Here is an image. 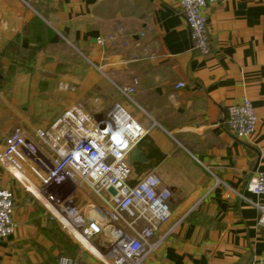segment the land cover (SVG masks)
Here are the masks:
<instances>
[{"label": "crops", "instance_id": "obj_1", "mask_svg": "<svg viewBox=\"0 0 264 264\" xmlns=\"http://www.w3.org/2000/svg\"><path fill=\"white\" fill-rule=\"evenodd\" d=\"M207 25L211 51L201 56L179 0H0V151L13 131L47 129L75 104L99 120L116 103L154 125L127 183L155 175L170 217L142 264H251L264 254V195L246 189L264 172V0H219ZM243 98L257 123L237 139L226 109ZM0 189L13 193L16 223L0 239V264H101L49 221L15 172L0 167Z\"/></svg>", "mask_w": 264, "mask_h": 264}, {"label": "built area", "instance_id": "obj_2", "mask_svg": "<svg viewBox=\"0 0 264 264\" xmlns=\"http://www.w3.org/2000/svg\"><path fill=\"white\" fill-rule=\"evenodd\" d=\"M219 0H179L189 29L191 50L201 56L211 51L207 9ZM115 41L111 37L108 42ZM99 46L107 42L97 39ZM182 83L176 85L181 88ZM128 99L131 87L118 88ZM257 117L252 102L243 98L226 109L227 131L237 139L251 136ZM154 127L144 128L119 104L99 119H92L81 104L65 111L47 129L13 131L0 151V167L20 176V183L74 241L85 240L98 253L101 264H142L161 246L158 228L170 217L167 192H159V179L150 174L129 186V153ZM31 187L34 189H31ZM264 195V172L246 187ZM260 223H264V207ZM14 197L0 189V239L14 235ZM56 264H74L62 256ZM251 264H264V254Z\"/></svg>", "mask_w": 264, "mask_h": 264}, {"label": "water", "instance_id": "obj_3", "mask_svg": "<svg viewBox=\"0 0 264 264\" xmlns=\"http://www.w3.org/2000/svg\"><path fill=\"white\" fill-rule=\"evenodd\" d=\"M143 155L139 153V151L134 147L129 153V160L132 161H142Z\"/></svg>", "mask_w": 264, "mask_h": 264}, {"label": "rangeland", "instance_id": "obj_4", "mask_svg": "<svg viewBox=\"0 0 264 264\" xmlns=\"http://www.w3.org/2000/svg\"><path fill=\"white\" fill-rule=\"evenodd\" d=\"M68 257V256H67ZM70 258V257H69Z\"/></svg>", "mask_w": 264, "mask_h": 264}, {"label": "bare ground", "instance_id": "obj_5", "mask_svg": "<svg viewBox=\"0 0 264 264\" xmlns=\"http://www.w3.org/2000/svg\"><path fill=\"white\" fill-rule=\"evenodd\" d=\"M81 239V238H80Z\"/></svg>", "mask_w": 264, "mask_h": 264}]
</instances>
